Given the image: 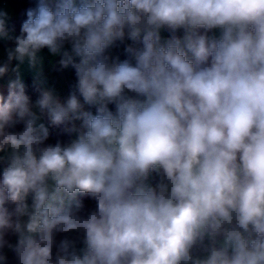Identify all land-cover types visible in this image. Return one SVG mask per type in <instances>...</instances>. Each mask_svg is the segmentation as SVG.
I'll return each instance as SVG.
<instances>
[{"label": "clouds", "instance_id": "1", "mask_svg": "<svg viewBox=\"0 0 264 264\" xmlns=\"http://www.w3.org/2000/svg\"><path fill=\"white\" fill-rule=\"evenodd\" d=\"M26 17L13 35L0 10V264H264V0H34ZM45 48L75 70L64 99L40 72L26 94L20 65ZM49 125L74 138L46 143Z\"/></svg>", "mask_w": 264, "mask_h": 264}, {"label": "crops", "instance_id": "2", "mask_svg": "<svg viewBox=\"0 0 264 264\" xmlns=\"http://www.w3.org/2000/svg\"><path fill=\"white\" fill-rule=\"evenodd\" d=\"M1 1V0H0ZM30 6H34V0H30L29 3L25 4L24 7L20 6V3L11 2L9 1L7 4L0 3V10L6 11L9 15V20L7 22L10 23L13 19H18L26 14V9ZM23 11L20 12V10ZM182 31V30H181ZM178 31L177 35L182 36L183 32ZM167 30H161L162 39H168L167 37ZM12 34L16 35L15 30H12ZM131 41H126L124 45H118L117 47L111 49V55L113 57H119L120 60H124L127 57V54L124 51L126 44H130ZM13 46L11 41H6L0 39V66H2L5 62H7V53L6 49L8 47ZM41 57V64L36 68L32 69L28 66L27 62L23 65H20V76L22 81L25 83L28 79L34 80L37 72L42 74V78H44L47 82V86L54 87L56 91L61 96V99H64L70 91L71 85H73L76 81L75 77V70L71 67L67 69L60 70L58 61L60 57L58 55H52L49 51L45 48L41 50L39 53ZM78 60V58H77ZM17 62L13 61L10 65V69L16 67ZM15 78V73L11 70L3 77H0V94L7 95V85L10 79ZM36 97L33 96L32 100L35 101ZM95 114V108L87 109ZM47 125V121H44ZM77 126H79L80 121L75 122ZM74 138V134L72 136ZM4 164H0V171H3ZM156 174L153 173L150 177V182L155 185L156 183Z\"/></svg>", "mask_w": 264, "mask_h": 264}, {"label": "trees", "instance_id": "3", "mask_svg": "<svg viewBox=\"0 0 264 264\" xmlns=\"http://www.w3.org/2000/svg\"><path fill=\"white\" fill-rule=\"evenodd\" d=\"M11 2H16V3H20V6L21 7H24L25 4L29 3L30 0H10ZM23 11V9L20 10V12ZM27 17H26V14L25 16L21 17V18H18V19H13V21H11L10 23L7 24L8 28L10 30H15V33L16 35H19V32H20V27L23 23L24 20H26ZM167 37L170 38V35L171 33L167 30ZM30 79H28L24 84H25V91H26V94L29 95L31 97V99L33 98L34 96V90L32 88H27V83L29 82ZM113 111L115 110L114 109V106L113 105H110L109 106ZM23 128V125H17L16 126V129L17 131H20L22 130ZM49 131H50V136H49V139L46 143H55L57 140H61V141H67L68 139L72 138V137H69L66 133H63L62 132V129L61 128H57V127H52L49 125ZM0 174H2V172L0 171ZM158 179L159 177L156 176V183L158 182ZM83 201H84V204H85V207L86 209H90L92 207H94V202L90 199V198H87V197H84L83 198ZM9 208L13 207V205H8ZM58 239L60 238V236L57 237ZM13 241L15 240V237H12L11 238ZM8 255V258H9V261H13L14 260V253H12L11 251H9L7 253Z\"/></svg>", "mask_w": 264, "mask_h": 264}, {"label": "built area", "instance_id": "4", "mask_svg": "<svg viewBox=\"0 0 264 264\" xmlns=\"http://www.w3.org/2000/svg\"><path fill=\"white\" fill-rule=\"evenodd\" d=\"M10 0H1L0 1V3L1 4H7L8 2H9ZM32 84H33V80L32 79H30L29 80V82L27 83V88H32L33 89V87H32ZM34 96L36 97L37 96V94L34 92ZM5 166V165H4Z\"/></svg>", "mask_w": 264, "mask_h": 264}, {"label": "rangeland", "instance_id": "5", "mask_svg": "<svg viewBox=\"0 0 264 264\" xmlns=\"http://www.w3.org/2000/svg\"><path fill=\"white\" fill-rule=\"evenodd\" d=\"M182 32V31H181ZM218 34V33H217ZM82 246V245H81Z\"/></svg>", "mask_w": 264, "mask_h": 264}]
</instances>
